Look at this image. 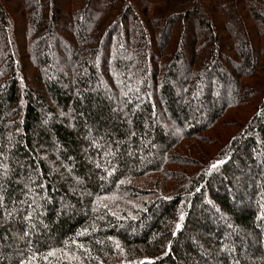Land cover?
I'll return each mask as SVG.
<instances>
[{
    "label": "trees",
    "instance_id": "obj_1",
    "mask_svg": "<svg viewBox=\"0 0 264 264\" xmlns=\"http://www.w3.org/2000/svg\"><path fill=\"white\" fill-rule=\"evenodd\" d=\"M0 44V264H264V0H0Z\"/></svg>",
    "mask_w": 264,
    "mask_h": 264
},
{
    "label": "rangeland",
    "instance_id": "obj_2",
    "mask_svg": "<svg viewBox=\"0 0 264 264\" xmlns=\"http://www.w3.org/2000/svg\"><path fill=\"white\" fill-rule=\"evenodd\" d=\"M47 1H49V0H47ZM32 9H34L35 12L38 11V8L37 7H35V8L32 7ZM12 34H13V31H12ZM15 38L16 37H15V33H14L13 34V41H15ZM13 46L9 45L8 48L9 49H13L14 48L15 49V52H16V55L19 56V49L17 47V43L16 42L15 43L13 42ZM6 56H7L6 55V48L5 47L2 48V44H0V67H3V66L5 67L7 65L9 59ZM235 116H237V115H235ZM237 122H234L233 126L230 128V131H231L230 135L231 136L233 134H235L237 132L238 128H239Z\"/></svg>",
    "mask_w": 264,
    "mask_h": 264
}]
</instances>
